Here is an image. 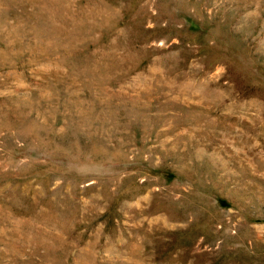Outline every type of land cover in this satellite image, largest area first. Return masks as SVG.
Segmentation results:
<instances>
[{
  "label": "rangeland",
  "instance_id": "374dc122",
  "mask_svg": "<svg viewBox=\"0 0 264 264\" xmlns=\"http://www.w3.org/2000/svg\"><path fill=\"white\" fill-rule=\"evenodd\" d=\"M0 264H264V0H0Z\"/></svg>",
  "mask_w": 264,
  "mask_h": 264
}]
</instances>
